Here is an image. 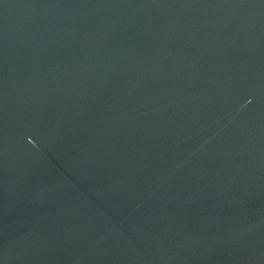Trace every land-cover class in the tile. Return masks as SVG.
Wrapping results in <instances>:
<instances>
[{
	"label": "water",
	"instance_id": "obj_1",
	"mask_svg": "<svg viewBox=\"0 0 264 264\" xmlns=\"http://www.w3.org/2000/svg\"><path fill=\"white\" fill-rule=\"evenodd\" d=\"M0 264H264V0H0Z\"/></svg>",
	"mask_w": 264,
	"mask_h": 264
}]
</instances>
